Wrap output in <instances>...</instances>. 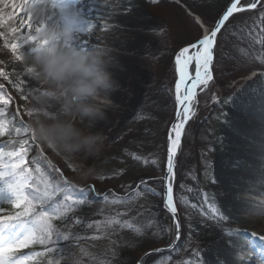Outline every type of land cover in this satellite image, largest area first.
<instances>
[{"label":"snow or ice","instance_id":"snow-or-ice-1","mask_svg":"<svg viewBox=\"0 0 264 264\" xmlns=\"http://www.w3.org/2000/svg\"><path fill=\"white\" fill-rule=\"evenodd\" d=\"M151 2L157 4L159 0ZM174 2L179 3V0ZM180 6L185 8L190 23L199 29L200 34L181 46L174 57L177 81L170 90L174 113L166 137V156L161 169L163 175L141 178L134 183L121 185L119 193L113 190L101 194L96 192L94 186L87 189L78 187L44 155L42 143L34 135L31 124L20 118L17 109L12 119L19 120V126L15 127L14 131L17 135L23 133L26 138L16 150H0V184L3 185L0 187V264H53V259H46L53 253L57 254L55 259L56 264H59V252L63 250L61 242L71 245L80 240H110L122 229L135 232L145 242L164 244L163 247L150 248L136 264H148V260L153 256L160 257L155 264H227L226 260L219 257L210 261L205 255L207 250L200 249L198 245L191 250L186 246L193 236L198 235L202 224L212 220L227 225L231 217L225 215L220 207L208 204L211 197L199 188L198 180H195L193 174L190 173L188 178L196 183L195 189L183 184L177 185V156L182 152L181 144L187 134L189 121L195 117L197 109L201 106L200 97H207L205 103L216 105L231 103L237 98L229 96L222 101L215 93L219 75L224 71L220 67L223 61L232 59L233 65L239 71L251 69L247 78H256L264 86V0H228L218 18L212 23L201 19L184 5ZM13 7L19 8L22 13L17 20L23 34L19 35L15 42L4 39L2 50L10 59H0V78L15 88L24 100H28L30 97L44 94L45 89L34 78L31 69L24 67L17 72L14 65L17 62H25L41 49H51L57 45L80 51L98 50L97 45L101 41L93 35V29L97 26L104 28L100 22L113 7L121 6L109 5L106 0H31V3L29 0H22L21 4L14 3ZM131 10L130 6L123 8L122 12L127 14ZM93 12L95 15H91ZM239 14H245L239 17L242 27L233 28L229 32L227 25L234 24ZM50 29L61 33L54 41L43 35ZM238 31L241 33L239 43L233 45V48L240 56L239 60L226 55L228 41L225 39V33L236 38ZM17 32V28L12 31ZM5 35L4 31H0V37ZM254 64H259V70ZM10 73H15V80L10 79ZM21 76L24 79H21ZM255 82L253 80L254 84ZM230 91L235 92V89ZM6 95L4 84L0 83V105L7 106L10 103V98L6 99ZM143 107L141 105V108ZM5 115L7 108L0 107V117ZM26 116L31 118L32 113L27 111ZM146 118L138 109L135 119ZM7 131V128L0 130V135ZM30 150L38 153L31 160L34 169L29 166L27 159ZM128 155L133 160L147 163L135 153ZM45 162L46 167L54 169V175L58 174L59 180L56 183L50 182L41 168V164ZM152 163L155 164L156 161L153 160ZM123 174L124 171L121 170L119 175ZM151 182L160 185L159 192L150 186ZM212 182L216 183L215 179ZM185 191L192 193L191 201L187 196L180 194ZM88 192L112 205L121 206L122 210L109 213L102 220H91L88 216L80 215L88 200ZM145 193L160 197V207L167 214L170 225L163 221L159 224L160 230L156 231L157 224L152 219L143 227L131 222L133 218H142L144 215L138 200L146 198ZM251 210L264 215L262 209L253 207ZM182 228L187 231L182 233ZM86 229L93 230L95 234L81 235ZM221 235L222 247L231 249L230 254L238 258L241 264H254L252 259L246 258L250 241L238 243L236 237L244 235L264 243V236L242 229H229L222 231Z\"/></svg>","mask_w":264,"mask_h":264},{"label":"bare ground","instance_id":"bare-ground-1","mask_svg":"<svg viewBox=\"0 0 264 264\" xmlns=\"http://www.w3.org/2000/svg\"><path fill=\"white\" fill-rule=\"evenodd\" d=\"M14 3L21 4L22 0H0V31L6 34L3 41L9 39L15 42L23 34L17 20L22 13L15 15L19 8H14ZM106 3L121 7H113L107 13L100 22L104 28L97 26L93 29V35L101 41L97 45L98 50L80 51L57 45L51 49H41L25 62L14 65L17 72L24 67L31 69L34 78L44 84L45 93L36 96V105L53 123L60 125L70 122L80 105L87 102L88 98L80 93L86 86L85 82L96 74L93 58L101 52L106 59H111V69L119 86L113 94L114 105L96 126L100 127L107 121H121L136 98L131 96L136 95L140 87L136 84L143 78L140 61L147 51L145 44L148 39L145 35L150 32L152 22L135 0H118L117 3L108 0ZM130 6L132 10L123 14V8ZM16 28L18 32L12 33ZM60 34L50 29L43 35L54 41ZM0 59L10 57L0 50ZM50 69L53 75L48 76ZM10 77L15 80V73H10ZM58 77L60 85L57 86L55 79ZM20 78L24 79L23 76ZM255 79L236 90L237 98L230 103L225 116L222 148L215 157L216 183L210 187L208 194L215 206L220 207L231 220L227 225L221 222L215 230L201 231L199 248L207 250L205 255L210 261L219 257L227 264H241L238 258L230 254L231 249L222 247V231L252 230L264 236V215L251 210L253 207L264 210V86H254ZM245 237L240 235L236 240L238 243L250 241L247 258L256 259V264H264V243Z\"/></svg>","mask_w":264,"mask_h":264},{"label":"rangeland","instance_id":"rangeland-1","mask_svg":"<svg viewBox=\"0 0 264 264\" xmlns=\"http://www.w3.org/2000/svg\"><path fill=\"white\" fill-rule=\"evenodd\" d=\"M111 3H117L118 0H109ZM136 3L140 6L143 12L150 18L152 22V27L150 32L145 35V38L148 39V43L145 44L147 47L146 54L143 55L140 64L142 67L143 74L141 75L142 80L137 83L140 87L136 90V95L131 97H136L132 106L128 108V113L124 116L121 121L116 123L105 122L102 126H94L91 128V131L99 133L103 137V143L100 151H98L94 156L99 155L100 153H107L108 151H112L113 144L118 141H123V139L131 133L132 135L137 134L138 128L136 127L137 122L135 117L137 115V110L140 109L141 114L144 115L146 113V109L158 108L159 110L164 107V109H170L172 93L170 90L171 83L174 77L173 64H174V52L179 49L181 46L187 44L192 41L197 35L200 34L199 29L190 23L188 16L185 14V8L180 5H184L180 0L179 3H175L174 0H159V3L153 4L151 0H135ZM213 1V2H212ZM108 2V0H106ZM224 0H211V4L208 5L210 8L204 7L203 14L207 20L213 19L215 14L219 11V8L223 4ZM185 6V5H184ZM187 7V6H185ZM187 9L191 11L188 7ZM192 12V11H191ZM21 13V11H17L15 15ZM194 13V12H193ZM200 16L199 14L195 13ZM245 14H239L235 23L228 24L227 27L229 32L233 30V28L239 29L242 27V20H238L239 17L244 16ZM201 17V16H200ZM202 18V17H201ZM203 19V18H202ZM7 22L9 20L7 19ZM2 31V30H1ZM241 33L237 32V37L232 38L229 37L228 33H225V39L228 41V47L226 49V55L237 60L241 59L240 56L235 52L233 45H237L239 43V37ZM3 37H0V50L3 52ZM245 43H247V39L245 38ZM101 48V47H99ZM179 51V50H178ZM264 58V57H262ZM175 67V64H174ZM224 69V71L219 75L217 80V87L215 88V93L220 99L223 101L225 98L229 96H235L236 90L241 89L243 85L247 81H251L252 78H247L250 76L251 69L248 71H239L232 63V59H226L220 65ZM254 67L259 70V64H254ZM175 70V68H174ZM40 75V72L37 73V76ZM48 76L53 75L52 70L50 69L47 73ZM176 75V71H175ZM242 77H244L242 79ZM10 79L14 80L12 77ZM60 77L55 79V85H60L59 83ZM169 81H171L169 83ZM177 81V77L175 76V82ZM239 81V82H238ZM254 86L261 85L258 79H255ZM89 81H86V85ZM174 82V84H175ZM238 82V83H237ZM0 83L4 84V89L7 93L6 99L10 98V103L7 106L0 105V107L7 108V115L0 117V130L7 128L8 131L3 135H0V150L9 151L16 150L20 143L25 139V135L21 133L17 135L14 131V128L19 126V120H13L12 115L19 109L20 118L24 119L26 122L31 124L32 130L36 138L42 143V147L44 148V155L47 156L49 160L52 161L53 165H60L64 168V176L71 181L73 184L78 187L88 188L89 186H94L96 192L101 194L106 193L107 189H111L109 185L95 180V172L89 164L86 163V157L77 156L73 158H67L63 154L58 153L55 150L54 145L51 143H45V138H48L50 133L53 131L54 126L59 124L53 123L51 120H48L45 114L41 113L38 110V106L36 105V96L30 97L28 100H24L19 92L15 90L7 81H4L0 78ZM224 83V84H223ZM223 84V85H221ZM41 87H44V84L40 82ZM234 88L235 92L230 91V89ZM54 95V94H53ZM201 106L197 109L195 117L189 121L190 125L187 126L191 128V132L186 134L184 141H188L193 149H188V154L192 153L194 150L197 155H199V165L198 170L193 173L195 180H198L199 188L208 193L210 191V187L215 184L213 183V179H215V157L218 153L221 152L222 141L225 128V116L230 107V103H221L216 105L211 102L205 103L208 100L207 97H200ZM141 105L144 107L141 108ZM118 106V105H117ZM30 111L32 113V117L29 118L26 116V112ZM161 111V110H160ZM169 114V113H168ZM164 113L160 119L164 118L165 122L158 123L160 119L155 123V126L150 129L152 130V139L144 142L141 140L142 136L138 139H134L138 148L144 149L145 146L148 147L149 143L152 144V151L145 152V155L140 156L143 158V161H138L143 163V169H148V172L152 175H155L156 172L163 165V153H164V138L168 123V115ZM73 117V116H72ZM7 121V123H5ZM192 121V122H191ZM122 136V139H118V137ZM127 143V142H126ZM141 143V145H139ZM128 146V144H127ZM185 147H183L182 152L179 154V158L177 156L178 161H180L178 176H181L186 169V158L188 157L187 151H185ZM104 150V151H103ZM103 151V152H102ZM37 155L33 153L32 150L29 151L27 159L29 160V166L31 165V160L35 158ZM103 156V154H102ZM104 157V156H103ZM7 160V157H5ZM155 160L156 163L153 164L152 161ZM41 168L48 176L49 181L56 183L58 180L48 172L47 167L44 164H41ZM74 169V170H73ZM87 173V175H85ZM190 173H185L182 176L181 182H178L177 185L183 184L186 187H191L195 189L197 187L196 183L193 179H189L188 175ZM34 175H36L34 171ZM162 173H158L156 176H162ZM0 187H3L0 184ZM152 187V185H151ZM152 188L156 189L158 186L154 185ZM159 189V188H158ZM159 192L160 190H157ZM97 199V197L92 193L88 192V200L90 198L89 194ZM181 195L187 196L191 201L192 193L189 192H181ZM211 197V196H210ZM94 204H90L91 206L89 210L97 211V209H102L104 206H101V199L94 200ZM195 202V201H193ZM138 203L142 206L143 210L145 207L149 206L150 195L147 194L146 198H141ZM152 204V203H151ZM208 204L215 205L213 199H209ZM93 206V207H92ZM121 209V206H117ZM179 207V205H178ZM86 210L88 213H83L82 216H90L91 212ZM148 210V209H147ZM115 211V210H114ZM103 212V211H101ZM90 213V214H89ZM110 213H113L111 211ZM145 213V212H144ZM81 215V214H80ZM146 217V218H145ZM150 216L147 214L143 215L142 218L137 217L133 218L131 222H136L138 219L144 223L149 221ZM144 219V220H142ZM148 219V220H147ZM165 221H167L166 217H164ZM135 220V221H134ZM168 224V223H167ZM221 222L209 220L206 223L202 224L199 227L198 235L193 236L192 241L186 246L191 250L195 248L198 244L199 237L201 236L202 230H215L220 227ZM139 225V224H138ZM170 225V224H168ZM159 231V230H158ZM187 229L182 228V233L186 232ZM247 232L254 233L252 230H248ZM243 236V235H241ZM248 238V237H245ZM252 239L251 237H249ZM254 240V239H252ZM181 241H184V236L182 235ZM64 243V244H63ZM63 249H66L67 242H61ZM164 244L159 243L153 246L147 247L145 249H139L135 253V257L138 260L140 257L144 256V253L148 251L152 247H163ZM250 250L247 251L246 258ZM59 256H64L63 250L59 252ZM158 256H153L148 260V264H155V261L159 259ZM254 262H258L256 259H252ZM256 264V263H254Z\"/></svg>","mask_w":264,"mask_h":264},{"label":"trees","instance_id":"trees-1","mask_svg":"<svg viewBox=\"0 0 264 264\" xmlns=\"http://www.w3.org/2000/svg\"><path fill=\"white\" fill-rule=\"evenodd\" d=\"M185 6H187L192 12L199 14L203 20H206L208 23L214 22L219 14L222 12L224 9L225 5L228 3V0H224L223 4L219 8V11L215 14L213 19L207 20L203 14V8L207 7L208 9L210 8L211 0H180ZM213 2V1H212ZM241 15V14H240ZM201 18V19H202ZM240 20V18L238 19ZM186 45V44H185ZM184 46V45H183ZM179 49H177L175 54L178 52ZM173 71H174V77L171 83V89L174 88V82H175V70H174V64H173ZM171 81H169L170 83ZM224 84V83H223ZM221 84V85H223ZM171 103L172 106L170 105V109H164L162 107L160 110L158 108H152V109H146V113L144 114L147 118L139 120L137 122L136 127L139 129L137 134L132 135L129 133L123 141H118L113 144L112 151H108L107 153L103 152L100 153L99 155H92L89 157H86V163L89 164V167L93 169L95 172V180L105 183L106 185H109L111 189H107L106 193H109L111 191H115L119 193L121 191L120 186L124 184H129V183H134L141 178H148L152 176H156L158 173H162L161 169L164 166V159L166 156V137H167V132L168 128L170 126V123L173 120V113H174V104H173V96L171 98ZM164 113H169L167 115L168 117V123H167V128H166V133H165V138H164V155H163V165L162 168L156 172L155 175H152L148 172V169L142 167L143 163H140L136 160H133L128 153H135L138 156H143L145 155V152H149V150L152 151V144L149 143L148 147L145 146L144 149L136 147L137 145L132 144L136 143L134 139H138L139 137L142 136L141 140L144 142H147L152 139V129L155 126V123L161 118L160 115ZM165 122V119L162 118L158 123ZM192 122V121H191ZM190 123L188 124V126ZM188 129V127H187ZM186 129V132L188 131V134L191 132V128L189 127V130ZM186 137V136H185ZM185 139V138H184ZM182 140L181 144V149L183 150V147L186 146L185 151H187L188 157L186 158V169L184 170V173L181 176H178V171H179V166H180V161L177 159L178 163V170H177V177H176V183L181 182L182 176L185 173H191L193 174L195 171L198 170V165L200 162L199 155L195 153L193 150L192 153L188 154V149L190 148L193 149L191 146V141L190 143L188 141ZM127 142V143H126ZM128 144V146H127ZM141 145V143L139 144ZM34 154L38 155L34 150H32ZM45 151V150H44ZM46 153V152H45ZM103 154V156H102ZM178 154V158H179ZM54 163V162H53ZM55 165V164H54ZM44 166L46 167V162L44 163ZM61 171L64 170L63 167L60 165H55ZM50 174H52L56 180H59V176L54 175V169H49L48 167L46 168ZM121 170L124 171L123 175H119ZM64 172V171H63ZM152 187L154 185L158 186L156 188L157 190H160V185L155 182H151L150 186ZM94 194V193H93ZM88 195V194H87ZM95 195V194H94ZM147 193H145V196ZM90 198L86 201L85 205L83 206L82 210L80 211L79 214L83 215V213H88L86 210H89L91 206L90 204H94L95 199L92 194H89ZM141 200V198L139 199ZM138 200V201H139ZM102 202L100 203L101 206L103 207L102 209H97V211H92L90 214V219L91 220H102L105 218L106 215H108L111 211L114 212V210H118L119 207L118 205H112L106 201L101 200ZM150 205L145 207L144 209V215L147 214L150 216L148 219L154 220V222L157 224L156 231L160 230L159 229V224L163 221H165L164 217L167 219V214L165 213L164 209L160 207L161 200L159 196H153L150 195ZM93 207V206H92ZM148 209V210H147ZM122 210V209H121ZM143 210V208H142ZM84 211V212H83ZM103 211V212H101ZM83 212V213H82ZM146 218V217H145ZM147 219V220H148ZM144 220V219H142ZM135 221V220H134ZM133 224H137V226L143 227L147 224L140 221L132 222ZM167 223L170 224L171 222L168 221ZM139 224V225H138ZM95 234L93 230L86 229L84 232L81 233V235H93ZM163 244V242H161ZM64 244V243H63ZM155 244H152L151 242H145L143 241L137 234L131 230L127 229H122L119 230L117 235H113L111 239H101V240H80L74 244L71 245H66V249H63L64 256H61L59 259V264H136V257L135 253L139 249H145L147 247L153 246ZM61 246H63L61 244ZM57 254H49V256L46 259H53V264H56V257ZM163 255V254H161ZM60 257V256H59Z\"/></svg>","mask_w":264,"mask_h":264},{"label":"clouds","instance_id":"clouds-1","mask_svg":"<svg viewBox=\"0 0 264 264\" xmlns=\"http://www.w3.org/2000/svg\"><path fill=\"white\" fill-rule=\"evenodd\" d=\"M93 60L96 74L80 93L88 98L87 102L80 105L70 122L54 126L45 138V143L54 145L67 158L89 157L100 151L103 137L91 128L105 119L107 110L115 103L113 94L119 85L111 69V59H106L101 52Z\"/></svg>","mask_w":264,"mask_h":264},{"label":"water","instance_id":"water-1","mask_svg":"<svg viewBox=\"0 0 264 264\" xmlns=\"http://www.w3.org/2000/svg\"><path fill=\"white\" fill-rule=\"evenodd\" d=\"M205 30H207V29H205Z\"/></svg>","mask_w":264,"mask_h":264}]
</instances>
